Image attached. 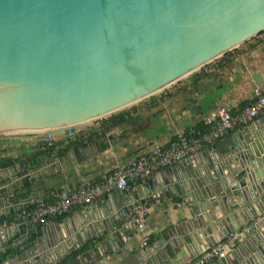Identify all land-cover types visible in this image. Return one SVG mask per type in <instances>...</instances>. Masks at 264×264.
<instances>
[{"label": "water", "instance_id": "water-1", "mask_svg": "<svg viewBox=\"0 0 264 264\" xmlns=\"http://www.w3.org/2000/svg\"><path fill=\"white\" fill-rule=\"evenodd\" d=\"M263 31L264 0H0V138L43 134L47 146L41 161L28 168L0 163V170L14 167L0 177V210L9 217L30 208L47 184H69L79 165L115 149L117 142L104 133L89 141L76 137L79 145L60 152L62 137L67 136L68 143L75 141L73 126L140 101ZM63 128H67L63 136L55 140L54 131ZM86 148L91 150L80 155ZM238 152L234 162L238 171L230 183L221 181L223 192L247 185L248 166L254 160L263 167L264 145L256 136ZM71 153L75 158H69ZM45 167L48 172H38ZM261 177L255 179L253 190L264 186ZM138 181L143 188L154 184L150 180L145 185L142 176ZM141 187L133 195L118 190L102 198L103 212L94 216L96 224L102 222L119 237L114 226L127 219L135 202L154 200ZM214 192L207 184L202 201ZM122 197L126 203L116 207L115 201H123ZM202 204L205 208L199 206L191 214L200 227L207 222L194 213L206 215L205 210H211L208 202ZM187 229L185 243L192 240L188 223ZM5 230L0 229V237L20 234L10 249L17 248L18 259L28 258L26 264L35 257L37 263L51 264V248H64L69 238L74 245L78 237L74 233L67 238L58 228L43 224L21 223ZM34 234L40 237L32 239ZM43 237L48 253L41 247ZM214 238L210 247L216 244Z\"/></svg>", "mask_w": 264, "mask_h": 264}, {"label": "crops", "instance_id": "crops-1", "mask_svg": "<svg viewBox=\"0 0 264 264\" xmlns=\"http://www.w3.org/2000/svg\"><path fill=\"white\" fill-rule=\"evenodd\" d=\"M171 86L146 97L137 106L113 113L126 115L128 120L122 124L106 129L104 126L108 124L107 120L112 116L110 114L87 128L74 127L76 132L71 135L73 140L82 135L84 141H89L107 133L117 142L115 149L100 153L79 165L78 174L68 179L69 184H47L42 197L35 203L31 202L30 208L9 217L1 209L0 229L7 231L6 228L27 223L43 224L53 230L58 228L67 238L78 233L74 245L69 238L64 248H51V264H189L213 244L212 236L215 237V243H218L231 233L238 232L239 237L229 248L226 257L209 264H264V186L256 190L252 188L257 176H264V163L260 167L257 160H254V164L248 166L252 171L256 169L257 173L250 170L247 185L240 191L223 192L221 189V181L230 183L233 174L238 171V164L234 163L239 154L238 149L253 135L264 145V114L238 126L230 134L212 145L204 146L186 159L149 177L142 176L145 185L154 180L153 187H141L138 177L129 181V187L124 191L133 195L137 187H141L143 193L154 198L152 202L146 203L149 205V213L144 231L138 229L136 220L131 216L132 208L127 219H120L119 224L114 226L115 231H120L119 237L107 231L102 222L96 224V220H93L94 216L98 217L103 212L102 198L112 196L118 189L82 206H74L60 215H51L44 222L33 223L22 218L23 213L38 202H55L66 190L97 182L117 166L130 163L156 146L167 145L180 133L205 130L219 107L225 106L234 111L238 106L251 103L254 89L264 90V34L252 37ZM66 129L54 131V139L59 141ZM24 137L0 138V163L10 165L14 162L15 166L22 163V167L19 164L22 169L41 161L40 153L47 151L43 137ZM62 138L64 144L60 143L63 144L60 152L79 145L77 139L68 143L67 136ZM90 150L82 149L79 154L85 156ZM68 156L75 158L74 153ZM12 169L14 167L0 170V177L8 175ZM38 172L46 173L48 168ZM207 184L212 185L215 192L209 197L205 196V201H202L203 189ZM123 198L118 203L115 201L116 207H123L126 203ZM181 201L184 203L178 205ZM204 202L211 205V210H205L206 215L201 213L196 216L194 213L195 217H201L207 222L200 227L191 214L199 206L204 207ZM28 203L24 204L28 206ZM212 216L214 220L210 218ZM187 223L192 240L188 238V243H185L183 236L184 232H188ZM125 233L129 236H125ZM19 236L16 234L9 238L6 233L0 237V251L9 249L4 254L0 252V264H26L29 261L28 258H17V248L10 249L14 239ZM39 237L37 234L31 236L32 239ZM42 239L41 247L47 249L46 238ZM248 255L256 258L250 261ZM33 259L35 261L31 264L48 263L42 260L37 263L36 257Z\"/></svg>", "mask_w": 264, "mask_h": 264}, {"label": "built area", "instance_id": "built-area-1", "mask_svg": "<svg viewBox=\"0 0 264 264\" xmlns=\"http://www.w3.org/2000/svg\"><path fill=\"white\" fill-rule=\"evenodd\" d=\"M262 114H264V90L255 88L251 103L238 106L234 111L225 106L219 107L205 130L180 133L167 145L156 146L148 153L137 156L130 163L117 166L110 174L97 182L66 190L55 202H38L32 209L25 211L22 218L33 223L44 222L51 215H60L74 206H82L114 190H124L129 187V181L132 179L139 176L149 177L163 168L180 162ZM183 203L184 201H181L178 205ZM148 213L149 205L146 203H136L131 209V216L136 220L140 231L145 230V219ZM239 234L238 232L231 233L225 240L203 251L189 264H209L226 257L229 248L233 246ZM145 239L147 240L148 237Z\"/></svg>", "mask_w": 264, "mask_h": 264}, {"label": "rangeland", "instance_id": "rangeland-1", "mask_svg": "<svg viewBox=\"0 0 264 264\" xmlns=\"http://www.w3.org/2000/svg\"><path fill=\"white\" fill-rule=\"evenodd\" d=\"M264 34V32H261L260 34H258V36H261V35H263ZM176 83V82H175ZM175 83H173V84H175ZM173 84H170V85H168L167 87H172L171 85H173ZM166 88V87H165ZM159 91H161V90H159ZM159 91H157V92H159ZM157 92H155V93H157ZM154 94V93H153ZM144 99H146V98H143V99H141L140 101H137V102H135V103H132V104H130V105H128V106H126V107H124V108H122V109H129L130 107H133L134 105L135 106H137V105H139V104H141V103H143V101H144ZM122 109H120V110H122ZM119 111V110H118ZM117 112V111H116ZM113 113H115V112H113ZM113 113H111V114H113ZM110 114H107V115H105L106 117H108ZM105 116H103V117H105ZM96 120H99V121H101V118H99V119H94V120H90V121H86V122H84V123H80V124H77V125H75V126H73V127H79V126H83L84 128H87V127H89V126H92V125H94L95 123H96ZM22 137H24V136H22ZM43 137V134H41V135H37V139H40V138H42ZM25 138V137H24Z\"/></svg>", "mask_w": 264, "mask_h": 264}, {"label": "trees", "instance_id": "trees-1", "mask_svg": "<svg viewBox=\"0 0 264 264\" xmlns=\"http://www.w3.org/2000/svg\"><path fill=\"white\" fill-rule=\"evenodd\" d=\"M264 32V31H263ZM128 120V118L126 117L125 114H118V115H114L112 114V116L107 120L108 124H105V128L108 129L111 126H115L117 124H122L124 122H126Z\"/></svg>", "mask_w": 264, "mask_h": 264}]
</instances>
